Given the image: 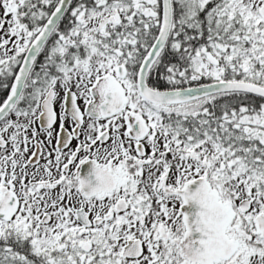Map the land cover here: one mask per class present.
I'll list each match as a JSON object with an SVG mask.
<instances>
[{
	"label": "snow or ice",
	"instance_id": "snow-or-ice-1",
	"mask_svg": "<svg viewBox=\"0 0 264 264\" xmlns=\"http://www.w3.org/2000/svg\"><path fill=\"white\" fill-rule=\"evenodd\" d=\"M0 264H264V0H0Z\"/></svg>",
	"mask_w": 264,
	"mask_h": 264
}]
</instances>
